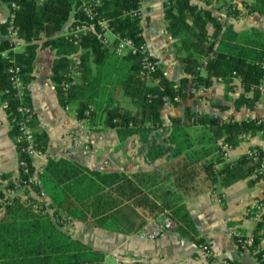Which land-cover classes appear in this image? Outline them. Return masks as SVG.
Here are the masks:
<instances>
[{
    "label": "trees",
    "instance_id": "1",
    "mask_svg": "<svg viewBox=\"0 0 264 264\" xmlns=\"http://www.w3.org/2000/svg\"><path fill=\"white\" fill-rule=\"evenodd\" d=\"M82 1L85 0H0L9 9L12 3L18 6L15 25L25 42L23 50L14 54L16 64L21 68L20 79L29 84L38 49L36 42L45 37L44 45L55 49L60 57L53 69L58 99L63 106L74 109L77 118L87 117L94 125L100 108L95 102V91L103 77L99 70L96 77L91 76L92 65H104L107 61L119 67L115 84L132 108L110 97L103 108L102 125L115 128L122 138L138 134L146 142L152 131L164 130L161 117L164 107H177L188 99L197 102L198 92L210 88L214 81L223 82L227 92L233 79L239 80L244 93L233 101L235 111L252 109L260 102L264 104V91L256 88L264 81V33L251 28L238 34L230 26L223 27L218 17L190 0H165L164 3L166 31L179 40L182 51L180 63L184 76L178 81L166 78L159 65L154 72H146L139 55L116 56L102 45L96 24L94 31L81 38L78 75L67 78L69 57L76 53L77 47L64 35H57L71 17V28L90 22L81 10ZM100 2L95 7L96 19L106 20L114 36L130 38L136 45L144 43L140 16H131L133 11L139 10V0ZM243 5L244 11L235 4L227 5L226 16L240 19L258 14L264 19V0H249ZM208 25L213 27V34L208 33ZM6 29V22L0 24L1 33H6ZM116 42L114 40V44ZM215 43L218 45L213 50ZM9 45V41L2 43L0 53ZM10 59L0 55V103L6 104L4 111L10 121L20 119V106L28 108L33 119L28 91L24 92L22 100L15 97L9 81ZM64 80L71 83L67 92L60 85ZM216 108L226 110L221 105ZM170 122L168 137L175 144L173 154L183 158L181 162L160 170L142 174L103 173L66 159L49 160L39 175L41 186L32 189L22 185L27 177L20 173L18 185L9 183L5 186V190L14 192L13 197L1 203L5 194L0 190V264H103L102 254L90 250L64 229L73 220L105 231L133 235L160 213L167 212L176 223V229L184 225L192 231V222L185 208L172 210V205L179 201L177 194L198 193L196 183L200 175L212 186L218 183L227 188L252 175L264 158V153L255 149L257 161L244 155L216 169L218 161L222 163L221 143L234 149L246 140L247 135L260 134L264 139V117L226 121L214 115L198 114L188 107L182 118H170ZM9 135L12 140L18 135L14 123ZM35 139L38 152H44L46 135L35 134ZM16 147L18 160L26 159L33 174L32 159L26 157L20 145ZM169 148L152 149L153 156L150 153L149 158L155 159ZM20 189L22 193L18 194L16 191ZM31 190L36 194L44 190L50 203L29 196ZM262 234L264 213L256 223L251 250H255ZM236 241L237 247L241 248ZM256 256L259 257V253Z\"/></svg>",
    "mask_w": 264,
    "mask_h": 264
},
{
    "label": "crops",
    "instance_id": "2",
    "mask_svg": "<svg viewBox=\"0 0 264 264\" xmlns=\"http://www.w3.org/2000/svg\"><path fill=\"white\" fill-rule=\"evenodd\" d=\"M247 1L249 0H190V3L209 10L218 17L223 27L230 26L238 34L251 28H256L264 33V19L258 14H251L240 19L226 16L227 5L235 4L238 9L244 11L243 2ZM164 3L165 0H144L140 4L141 36L148 47L150 56L156 60L165 77L172 81H178L184 76L180 63L182 51L179 40L172 38L166 31ZM9 11V7L0 2V24L7 21ZM72 22L73 17L69 19L57 36H63L69 32ZM207 30L209 34H213L211 25L207 26ZM109 39H113L111 34ZM46 40L43 37L36 42L38 49L29 74L31 79L28 93L34 113L31 125L33 124L32 128L35 134L44 133L46 135L45 151L38 152L33 157L34 167L41 165L44 169L49 160L66 159L89 170L103 173L142 174L154 172L182 161V155L174 156L175 144L170 142L168 136L170 118H182L186 108L189 107L198 114L214 115L226 121L264 117L262 102L256 104L252 109L234 110L233 101L244 93L239 80L234 78L232 87L227 92L223 82L214 81L210 88L198 92L197 102L188 99L177 107H164L161 114L164 130L159 128L152 131L146 142L142 141L138 134L122 138L115 128L102 125L103 108L110 97L121 105L129 109L132 108L128 99L122 95L120 87L115 84L119 67L107 61L104 64L105 67L92 65V77H96L98 69L102 68L101 85L95 91L97 93L95 102L100 105V108H98V117L95 118L94 125L90 123L89 128L81 130L78 128L76 117L66 110L58 99L56 85L53 81V69L60 57L55 49L44 45ZM6 41H9L8 36L0 31V45ZM23 48L17 53L21 52ZM217 105L226 107V110H219L216 108ZM11 127L12 122L7 118L2 102L0 103V190L5 194V198L2 202L0 200L1 203L14 195L13 192L5 190V186L9 183L18 185L20 179L19 154L15 140H12L9 135ZM75 133L85 138L90 151L86 154L77 151L74 155L68 156L66 152L70 149L71 138ZM195 134L196 132L191 133V135ZM162 147L170 148L155 159L149 158V155L152 154L150 150L162 149ZM255 149L264 153V139L260 134L244 140L235 147L230 153L232 157L230 163ZM223 164L225 163L218 161L216 169L219 170ZM203 177L200 175L196 183L198 193L189 195L178 193L179 201L172 205V210L178 207L185 208L192 222V231L181 225L180 230L177 228L150 241L140 234L142 228L133 235H125L73 220L67 223L64 229L90 250L102 254L103 262L107 264H113L116 260H120L123 264L131 262L140 264H222L223 260H229L236 264H260L254 250L238 248L230 232L237 231L246 237H251L254 234L257 221L252 214L256 204L264 201V178L257 182L251 175H248L237 180L231 186L222 188L218 183L212 186L210 182L203 180ZM16 192L22 193L21 189ZM28 195L40 200L35 191H30ZM177 195H175L176 198ZM41 200L46 204L50 203V199L46 195ZM196 240L199 242L196 243ZM201 244L208 245L214 251L215 256L211 259L206 258L199 248ZM258 247L264 248V242L259 241Z\"/></svg>",
    "mask_w": 264,
    "mask_h": 264
},
{
    "label": "built area",
    "instance_id": "3",
    "mask_svg": "<svg viewBox=\"0 0 264 264\" xmlns=\"http://www.w3.org/2000/svg\"><path fill=\"white\" fill-rule=\"evenodd\" d=\"M144 0H139L140 3H142ZM100 0H85L82 1L81 4V10L87 17V19L90 21L86 24H78L72 28H70L69 32H67L64 36L65 38L73 43L74 46L77 47L76 53H73L69 59L70 63L67 68L66 77L67 78H74L78 75V69L81 64V52L82 47L80 46V41L82 36H84L86 33L90 31H94L95 24L99 29V39L102 43V45L111 50L116 56L118 57H124L128 55H139L141 57V65L142 68L146 72H154L158 68V63L156 60H154L149 53L148 47L145 43H142L140 45H136L134 41L127 37H117L114 36L109 27L108 22L102 18H97L98 13L95 10V7L100 5ZM18 9V6L15 3H12L10 6L9 16L6 21L7 23V29H6V35L9 38V47L3 51H1L0 55L3 58L11 57V65L8 69L9 73V81L11 83L12 89L15 91V97L19 100H22L24 92L28 91L29 84L23 83V81L20 79V72L21 68L16 64V59L14 57V54H16L20 49L23 48L25 45V42L20 38L18 29L15 25V13ZM132 17H138L140 16L139 10L133 11L131 13ZM108 34H111L113 36V39L110 40L108 38ZM114 40L117 41L116 44H114ZM218 43H215L213 50L217 48ZM11 53V55H9ZM70 81L64 80L61 82L62 90L64 92H67L70 86ZM259 91H264V81L260 85L256 87ZM4 103V102H3ZM6 104L4 103V106ZM66 110L70 111L75 117L76 122L78 125V128L83 130L90 127V122L87 117L84 118H77V112L74 109H71L69 107H65ZM18 112L20 114V119L18 121L12 120V124L14 123L18 130V135L15 138L16 145H20L23 153L26 155L28 159H33L38 153L37 150V144L35 139V133L31 126L32 122V116L28 114V108L24 106H20L18 108ZM250 136H245V139H249ZM220 152H221V159L223 163H230L232 161L231 157V151L233 148L228 145L227 143H221L220 144ZM77 151H80L82 154H86L90 151L89 145L86 143L85 138H82V136L75 133V135L71 138V144L70 149L68 152H66V155H74L77 153ZM246 156L254 159L255 161L258 160V156L254 151H248L246 153ZM18 165L20 168V173L22 176L27 177L25 181L21 182L22 185L27 186L29 189H32V187H40L41 186V180L39 178V175L43 171V166L39 165L35 167V171L31 172V169L29 167L28 161L26 159H21L18 161ZM254 180H257L259 178L264 177V158L261 161V165L257 168V170L251 175ZM21 179L19 180V182ZM33 191V190H31ZM14 194V192H13ZM39 198H44L45 193L43 190H40V192L37 194ZM264 213V201H260L255 206V211L253 218L256 221H259L260 215ZM177 225L171 218V216L167 212L160 213L158 217L155 219L150 220L147 224L144 225V227L141 229L140 234L142 237H144L147 240L153 241L161 237L163 234L167 232L174 231L176 229ZM232 238L237 240L236 242L238 245L240 244V247L242 250L250 248L254 244L253 237H246L238 233L237 231H231L230 232ZM264 242V234L261 235V240ZM200 250L202 253L206 256V258L211 259L213 258L214 251L205 244L199 245ZM254 253H259V263L264 264V248H259L258 245L254 250ZM103 264H107L103 262ZM113 264H123L121 261L116 260ZM125 264H134V262L131 263H125ZM222 264H236L229 260H223Z\"/></svg>",
    "mask_w": 264,
    "mask_h": 264
},
{
    "label": "rangeland",
    "instance_id": "4",
    "mask_svg": "<svg viewBox=\"0 0 264 264\" xmlns=\"http://www.w3.org/2000/svg\"><path fill=\"white\" fill-rule=\"evenodd\" d=\"M109 35H110V34H108V38H109ZM101 67H105V66L102 65ZM98 70H99V71H102V68H99ZM37 197H38V196H37ZM40 199H42V198H40ZM118 261H120V260H118Z\"/></svg>",
    "mask_w": 264,
    "mask_h": 264
}]
</instances>
